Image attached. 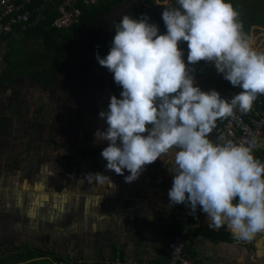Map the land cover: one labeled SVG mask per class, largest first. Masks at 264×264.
<instances>
[{
    "label": "clouds",
    "instance_id": "1",
    "mask_svg": "<svg viewBox=\"0 0 264 264\" xmlns=\"http://www.w3.org/2000/svg\"><path fill=\"white\" fill-rule=\"evenodd\" d=\"M177 4L162 12L163 35L147 17L123 15L114 23L109 53L96 59L123 90L99 113L107 128L97 130L95 141L108 145L100 153L106 171L129 184L175 150L170 204H184L193 215L199 207L210 218V228L226 225L234 238L251 241L264 233V162L253 155L251 145L214 143L208 137L218 119L235 118L236 109L251 111L264 95V52L250 46L239 14L227 0ZM181 42H187L188 64L214 65L241 91L227 101L215 90L195 86ZM85 179L115 187L102 173H88Z\"/></svg>",
    "mask_w": 264,
    "mask_h": 264
},
{
    "label": "rangeland",
    "instance_id": "2",
    "mask_svg": "<svg viewBox=\"0 0 264 264\" xmlns=\"http://www.w3.org/2000/svg\"><path fill=\"white\" fill-rule=\"evenodd\" d=\"M227 2L236 12L245 17L252 15L258 21L251 27L248 41L255 51L264 52V2ZM172 3L174 0L162 5L155 2L145 6L143 12L152 16L156 6L166 7ZM140 6L141 0L126 2L107 18V23L112 26L123 15H132ZM89 37L87 26H81L60 80L51 88H44L27 76L13 79L6 76L7 58L27 60L43 53L42 36L24 39L19 35L0 44V255L11 252L22 241L34 242L26 234L29 229L41 231L33 237L38 240L48 233V229L54 230L57 227L54 225L69 227L71 201L79 194L85 197L87 187L93 186L85 176L95 172L101 155L86 159L72 153L71 147L76 145L101 153L108 146L106 142L97 143L94 134L97 130H106V121L99 117V113L108 109L114 95L109 71L83 49ZM43 65L37 67L42 69ZM193 77L195 86L204 92L229 82L218 74L214 65L206 62ZM102 169H106V163ZM182 209L181 204V213ZM197 236L189 246L199 252V261L208 264L205 261L209 258L207 239L200 242ZM45 237L46 243L55 241L52 249H57L54 245L60 241L49 238V234ZM192 237L190 233L188 241ZM233 240L246 251L243 256L249 255L237 264H264V233L257 234L251 241ZM213 259L210 263L216 264ZM192 260L197 263L195 255ZM31 262L56 264L49 257L18 264Z\"/></svg>",
    "mask_w": 264,
    "mask_h": 264
},
{
    "label": "crops",
    "instance_id": "3",
    "mask_svg": "<svg viewBox=\"0 0 264 264\" xmlns=\"http://www.w3.org/2000/svg\"><path fill=\"white\" fill-rule=\"evenodd\" d=\"M235 94L228 92L221 98L230 101ZM219 120L208 137L212 142L222 125ZM90 150L94 153L86 159L100 154V151L95 153V149ZM174 160L175 150L162 155L160 160L146 166V170L138 180L129 184L125 183L123 176L103 170L102 165L107 162L101 158L94 173L109 176L115 187L93 183L92 187H87L85 197L79 194L71 201L70 226L54 225L57 226L54 230L48 229V233H44L49 234V238L60 241L54 245L57 249L53 250L54 247L52 249L55 241L46 243L47 238L43 232L44 236L38 237L37 240L33 237L41 234V231L34 232L29 229L26 234L34 239V242L22 241L14 250L0 257L14 253L20 244L25 243L32 248L50 250L69 264H100L103 259L117 256L158 264L167 263L168 243L178 233L181 219V204L171 205L168 197L173 182L172 175H175L176 171ZM100 165L101 168H99ZM124 175L127 176L130 173L124 170ZM210 223L211 220L207 214L197 211L191 222L190 233L193 237L190 238L187 246L196 238L195 235H199L197 237H200V242L207 239L201 235L202 231L208 229L218 231L222 228H210ZM224 227L231 234L232 239H235L227 226ZM207 240L205 244L209 258L205 261L208 264L211 258H214L213 261L216 264H237L246 256H243L244 248L234 244V240L229 244H215ZM194 252L197 264H203L199 261V252L195 249Z\"/></svg>",
    "mask_w": 264,
    "mask_h": 264
},
{
    "label": "trees",
    "instance_id": "4",
    "mask_svg": "<svg viewBox=\"0 0 264 264\" xmlns=\"http://www.w3.org/2000/svg\"><path fill=\"white\" fill-rule=\"evenodd\" d=\"M264 2V0H261ZM127 0H98V3L94 6L84 8L83 14L80 18V21L74 24L69 29L58 30L52 27L53 20L56 17L54 13V3H46V20L44 23L38 28L28 31L21 32L20 36L24 39H30L35 36L43 37V46L44 51L42 54L37 56H32L30 59H23L21 57L12 60L11 58L6 59L7 70L6 76L8 79H13L15 77L27 76L35 83L41 84L44 88H51L60 80L61 72L63 67L68 63V55L71 48L74 46L75 39L80 30V27L86 25L88 30L90 31V37L85 42L84 50L85 52L96 57L97 54L100 55L101 58L105 57L110 50L111 42L114 37V24L110 26L107 23V18L118 8H121ZM156 0H141V6L136 9L133 13L137 17H144L143 8L146 5L154 4ZM43 0H38V4H43ZM170 7H179L177 4V0H174L169 6L160 7L156 6V9L152 13V17H154L160 25L162 30V35L166 34L167 29L162 19V12L164 8ZM239 14L238 20L243 25V33L246 38L249 40L250 38V30L254 24H257V20L252 15L247 14V17L243 15L241 12H237ZM13 38L12 35L9 39ZM179 48L184 52V62L188 66V69L192 75L198 73L200 71L201 65L205 63L201 61L195 65L188 64L187 54L188 47L187 42H181L179 44ZM43 63V68L39 69L37 65ZM109 81L111 85V90L114 96L118 99L120 97V93L122 92V88L118 86L113 79V74L109 72ZM217 91L220 96L228 92H234L238 94L241 89L237 87H233L230 82H224L219 87L214 89ZM235 94V95H236ZM234 95V96H235ZM264 103V95L258 96L254 103ZM228 118H221L219 121L224 123ZM150 127V126H149ZM72 153L76 155L83 156L84 158H88L92 156L94 151L86 148H81L76 145L71 147ZM97 151H95L96 153ZM264 153V151H263ZM202 212L199 207H197L196 212ZM193 217L190 219V225ZM202 236L210 240L212 243H232L233 239L229 232L225 230V227H222L218 231L213 230H204L201 233ZM190 236V235H189ZM189 238V237H188ZM188 243V240H187ZM186 255L192 260L194 258V251L190 246L186 245L185 249ZM190 255V256H189ZM41 257H49L52 262L56 264H69L66 263L65 260L53 253L50 250H43L40 248H32L29 245L22 243L20 244L14 253H10L6 256L0 257V264H18L27 262L29 260H33ZM193 261V260H192ZM26 264H33L26 263ZM81 264V263H80ZM193 264H197L193 261Z\"/></svg>",
    "mask_w": 264,
    "mask_h": 264
},
{
    "label": "built area",
    "instance_id": "5",
    "mask_svg": "<svg viewBox=\"0 0 264 264\" xmlns=\"http://www.w3.org/2000/svg\"><path fill=\"white\" fill-rule=\"evenodd\" d=\"M43 4H38V0H0V44L6 42L9 37H18L21 32H28L41 26L46 20V3H54V13L52 27L58 30H65L80 21L84 8L94 6L98 0H43ZM132 0H127V2ZM157 4L165 2L156 0ZM148 6V5H146ZM148 22L158 27L159 34L162 35L157 20L146 15ZM134 19H139L136 15H130ZM232 141L235 144L252 146L253 155L264 162V103H254L251 111L242 113L235 110V118L228 117L217 130L214 143H224ZM182 219L180 231L169 243V257L165 264H193V261L186 255L185 249L190 235V219L193 217L190 207L182 204ZM76 264V263H72ZM100 264H158L155 262L140 259H124L122 257L106 258Z\"/></svg>",
    "mask_w": 264,
    "mask_h": 264
},
{
    "label": "water",
    "instance_id": "6",
    "mask_svg": "<svg viewBox=\"0 0 264 264\" xmlns=\"http://www.w3.org/2000/svg\"><path fill=\"white\" fill-rule=\"evenodd\" d=\"M158 1H163V2H167L168 0H158Z\"/></svg>",
    "mask_w": 264,
    "mask_h": 264
},
{
    "label": "flooded vegetation",
    "instance_id": "7",
    "mask_svg": "<svg viewBox=\"0 0 264 264\" xmlns=\"http://www.w3.org/2000/svg\"><path fill=\"white\" fill-rule=\"evenodd\" d=\"M111 86V85H110ZM112 91V90H111ZM114 95V94H113Z\"/></svg>",
    "mask_w": 264,
    "mask_h": 264
}]
</instances>
